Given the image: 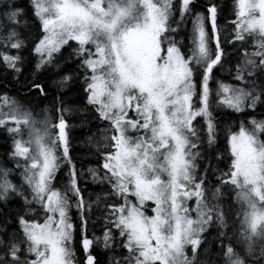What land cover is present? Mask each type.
I'll list each match as a JSON object with an SVG mask.
<instances>
[{"label":"snow or ice","instance_id":"obj_1","mask_svg":"<svg viewBox=\"0 0 264 264\" xmlns=\"http://www.w3.org/2000/svg\"><path fill=\"white\" fill-rule=\"evenodd\" d=\"M221 12L215 0H0V66L25 101L49 95L37 74L58 92L39 122L0 93L11 141L0 157V264H100L97 247L108 264H206L210 244V264H264V0H233L224 28ZM72 85L80 108L59 95ZM76 112L101 131L103 173L88 169L106 185L99 212L70 151Z\"/></svg>","mask_w":264,"mask_h":264},{"label":"trees","instance_id":"obj_2","mask_svg":"<svg viewBox=\"0 0 264 264\" xmlns=\"http://www.w3.org/2000/svg\"><path fill=\"white\" fill-rule=\"evenodd\" d=\"M205 0H198V5L203 4ZM217 5L222 9L219 23L222 28L227 27V21L233 17L232 8H233V0H215ZM15 3L18 4L21 8H26L28 6L29 0H15ZM191 27L189 23V28ZM249 51H251V45L249 46ZM229 52L231 53V48H229ZM229 70H235V63L229 62L225 64V69L222 73L219 74L220 78H223L225 82H230ZM34 68V59L25 60L23 66V75L20 77L21 81L25 79V77L31 78ZM40 77L41 82L46 83L49 91V95L47 97H33L31 101H25L23 99V92L19 91L20 85L17 84L16 81L12 79V75L8 70L4 69L0 66V93L7 92L10 95L15 96L20 102L23 104L25 108H29L31 111L41 112L42 115L45 114V109H51L54 111V107L56 106V97L58 95L57 89L52 85L53 77H49L47 73L37 74ZM215 87V85H214ZM60 96L65 100L66 104L73 108H80L83 106V100L81 98V94L79 93V85H72L70 89L66 90L63 93H59ZM235 116V114H232ZM256 118L259 119L260 112L257 111ZM225 124L223 126L232 125L237 130L239 129L240 120H233L230 117H224ZM70 121L74 127L71 128L72 133V143H71V154L73 157V162L76 165L78 171L83 172L84 175L89 168L98 169V172L102 174V169L99 168L97 163V145L95 143L96 139H99L101 136L100 128L96 125V122H92L91 124L84 122V115L80 112L74 113L72 117H70ZM94 136V140L92 142L89 141V137ZM11 145V141H6V134L0 133V157L3 159H7L6 151ZM222 147V145H221ZM102 150V149H100ZM0 163H2V159H0ZM61 176V179L66 182L67 176L64 175L63 166L58 173ZM86 181L82 180L80 182L81 188L85 190V198L89 203H92L93 211L99 212L100 209L103 208V203L101 202L99 205L93 203L99 197L101 201L104 198V192L102 189L106 188V185H101L98 183H93L92 181H88V177ZM14 182H19V176L17 175ZM87 185V186H85ZM8 206L10 208H16L17 203L15 200H10L8 202ZM238 207V206H237ZM4 209V204L0 202V210ZM72 212L75 214V209H72ZM233 219H235V214H233ZM3 220V213L0 211V222ZM239 228V225H236ZM211 232H215V229H210ZM91 233V230H90ZM89 233V234H90ZM95 235L101 237L102 243V235H103V227H97ZM212 237L209 236V240ZM207 252L202 255V260L206 262V264H210V262L216 259V246L214 244L207 245ZM96 255L100 260V264H108V255L105 254V250L102 247L96 248Z\"/></svg>","mask_w":264,"mask_h":264},{"label":"rangeland","instance_id":"obj_3","mask_svg":"<svg viewBox=\"0 0 264 264\" xmlns=\"http://www.w3.org/2000/svg\"><path fill=\"white\" fill-rule=\"evenodd\" d=\"M27 109H29V108H27ZM30 110V109H29ZM31 111V110H30ZM32 113H33V117L39 122V121H42L43 120V117H44V115H42L41 114V112H33L32 111ZM25 139H27V131H25ZM102 169V168H101ZM102 171H103V169H102ZM103 173V172H102ZM99 174H101L100 172H99ZM85 175L88 177V181L90 182V181H92V179H91V177L89 176V174H88V171H86V173H85ZM102 175V174H101ZM134 199V198H133ZM146 204L147 205H149V207L147 208V212H146V214H151V207H154V205H152L151 204V202L149 201V202H146ZM75 209V208H74ZM75 211H76V209H75ZM193 215H195V214H193ZM90 235H92V233H90ZM189 252H190V249H189Z\"/></svg>","mask_w":264,"mask_h":264}]
</instances>
